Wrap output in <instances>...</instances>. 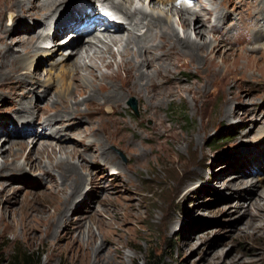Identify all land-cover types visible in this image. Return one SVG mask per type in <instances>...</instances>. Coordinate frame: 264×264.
<instances>
[{
	"label": "rangeland",
	"instance_id": "rangeland-1",
	"mask_svg": "<svg viewBox=\"0 0 264 264\" xmlns=\"http://www.w3.org/2000/svg\"><path fill=\"white\" fill-rule=\"evenodd\" d=\"M60 1L49 18L37 19L0 7V23L10 29V42L17 43L24 37L25 24L32 25L33 32L47 27L46 36L36 45L39 53H31L35 54L33 66L25 69L19 79L13 78L11 86H0V164L5 160L4 146L8 148L13 142L28 144L15 164L27 163L28 155L38 159L44 144L59 150L55 139L59 132L58 135L69 140L67 144L73 143L87 157L85 167L80 156L71 157L87 181L65 206L70 217L83 222L76 228L63 222L56 231L49 217L50 194L62 184L53 165L68 157L67 154L58 151L52 157L44 155L39 161L41 168L26 165L22 171L3 170L0 264H88L83 256V244L91 233L97 237V245L101 246L98 253L105 261L106 252H110V257L115 255L104 241V235L112 231L116 232L113 237L120 240L124 253L122 264L156 261L159 264H264V72L250 71L251 68L248 73L240 72L235 87L234 83L231 86L234 98L231 114L226 115L222 94L208 81V63L179 56L170 61V80L183 88L173 97L150 103L146 91L139 89L133 92L139 98L130 96L117 109L116 116L125 121V128L119 133L115 131L109 137L103 130L108 125L105 119L82 113L76 116L83 120L81 127L93 126L95 131L75 136L66 123L51 120L55 110L47 112L61 89L60 78L56 76L62 71L58 61L71 51L66 44L72 36L70 30L56 39L61 44L53 42L57 26L84 10L114 15L108 20L111 25L125 24L127 31L120 32L124 38L129 34L145 36L146 28L141 25L140 30L132 31L129 24L118 19L114 0ZM115 1L125 3L132 10L142 8L168 16L182 37L186 31L180 22L186 14L177 12L180 6L212 11L209 20L204 14L200 18L207 29L204 37H219L226 46L218 47L220 44L215 43L216 50L212 53L221 73L233 68L239 60L240 65H247L249 57L262 52V49H250L261 42L256 40L259 31L264 34V0H177V5L172 6L160 0ZM31 2L34 0L26 5ZM92 2L89 7L88 3ZM36 19L40 24H34ZM213 25L222 31L216 32ZM188 32L196 37L192 28ZM82 37L85 39L81 42L88 40ZM146 39L149 45L154 43ZM242 47L245 50L238 51ZM0 48L4 49L1 43ZM123 48L121 43L114 45L117 61L112 68L101 66L99 72L117 71ZM14 49L24 57L30 55L22 46ZM121 73L125 74L124 70ZM32 81L41 84L33 86ZM13 91L18 94L16 100ZM86 97L76 96L82 111H86ZM132 100L136 111L130 104ZM74 103L71 100L69 104ZM27 104L40 110L33 117L34 122L23 129L18 127L19 123L14 125V120ZM9 132L13 136H8ZM96 133L107 136L98 150L91 146ZM104 148L112 151L122 165L105 162L99 155ZM89 154L96 157L91 159ZM124 219L127 221L122 225Z\"/></svg>",
	"mask_w": 264,
	"mask_h": 264
},
{
	"label": "bare ground",
	"instance_id": "bare-ground-1",
	"mask_svg": "<svg viewBox=\"0 0 264 264\" xmlns=\"http://www.w3.org/2000/svg\"><path fill=\"white\" fill-rule=\"evenodd\" d=\"M30 1L31 0H0V7H5L7 10H11L17 14H27L39 19L49 18L51 12L57 9L62 2L60 0H34L33 3L31 2L32 4L30 3L31 5L27 6V2ZM126 1L129 3L134 2V0ZM160 1H163V3L165 2V4L170 3L172 6V4H176L177 0ZM88 5L90 7L93 5V2L91 4L88 3ZM180 7V11L177 12L182 13V15L186 14V16L181 18L180 22L181 26L186 31L183 37L179 34L168 16L156 12L149 13L142 8L132 10L128 8L125 3L119 4L115 0L113 1V8L117 10L120 16L119 18L117 15V18L123 19L125 23L129 24L132 31L140 30L141 25H143V27L146 28V32L144 33L145 36L139 34L131 36V34H129L124 38V35L120 32L122 31L123 33L124 30L127 31V29H125V24L114 22L115 24L111 25L109 20L110 17H114V15H109V13L97 14L98 12L80 10V14L75 12L74 15L66 18L64 22H61L59 25L57 24L58 26L52 36L53 42L61 44V42L56 39L61 36L63 32L68 30L71 31L72 36L70 41L66 43L70 47L69 49H71L70 54L58 61L61 64L60 68L62 71L60 70V73L58 72L56 76L60 78L61 89L58 91L57 99L53 101V107L47 110V112L55 110L56 115H53L54 117H52L51 120H61L62 123L67 124V129H71L75 136L80 137L83 133L87 134L89 131H95V127L93 126L90 128L81 127L83 120L76 116L85 113L95 119H105L108 125L106 128L103 127V130L109 137L112 136L115 131L119 133L125 128V121L123 122L116 116L117 109L123 100L128 101L130 96H137V94H133V92L145 90L150 103H157L161 99L173 97L177 90L183 88V86L179 85L180 83L175 84L170 80V61L172 62L173 59L179 56H185L200 63H208V81L215 87L217 93L220 92L219 94H222L224 98L222 108L225 109L226 115H230L231 104L233 102L232 99H234L231 97L233 92L231 86L232 83H234L233 86L235 87V82L239 79L238 75L240 72L245 71V73H248L247 71L250 68V71L255 69L264 72V34L259 31V36L256 37V40L257 42H261L258 43V46L250 49H262L259 56H248L247 65H240V60L238 59L239 61L234 63L233 68L230 70L228 69L227 72L221 73L218 70L217 62L215 63V58L212 53L216 50L215 43H218V45L220 44L219 46L216 44L218 47L224 46L222 45L223 40L216 36L210 39L205 38L204 36L207 34V29L204 27L203 19L201 20L200 18V16L204 14L208 16L207 20H209L212 11L206 9L194 10L195 8L193 7ZM172 8H170V11H173ZM192 11L194 12L191 13ZM190 13L191 16H188L187 14ZM220 14L222 15L223 12ZM37 19L34 24H40ZM97 19L99 21H97ZM85 23L86 25L82 29V25ZM213 27L216 32L222 31V28L217 25H213ZM191 28L196 33L195 38L188 32ZM0 29V43L4 45V49L0 48V86H8L13 84V78L17 77V79H19V76L24 74L25 69H29L33 66L32 57L40 51L36 46L37 42L39 39L46 36L47 27L44 28V31L35 32L34 30L33 32V26L25 24L23 30L26 31V34H22L24 37L19 39L17 43L9 41L10 29L8 26L4 27L3 23H0ZM94 30L98 31L96 32ZM83 35L88 39L86 42H84V40L81 42V39H85L82 37ZM146 38H150L154 43L149 45L146 42ZM119 43L124 45V48L120 52L122 61L117 63L118 70L99 72L101 66L107 68L113 67L118 56L114 51V45L117 46ZM15 46H22L25 52H28V54L30 52V55L24 57L22 54L14 51ZM244 50L245 48L243 47L238 49V51ZM32 52L35 54L31 55ZM246 66L248 67L246 68ZM121 70H124L125 74H122ZM262 80L264 81V78H262ZM39 83V81H32L33 86H37ZM27 86L26 84H22V87ZM14 90H16L15 87ZM12 94L16 100L18 97L16 91H13ZM77 95L87 96L84 100L86 111H82L80 103L76 100ZM71 100H75L74 105L69 104ZM21 110L22 114L17 120H14V125L19 123L18 127L26 129L28 125L34 122L32 119L38 114L40 109L35 110L27 104L22 106ZM47 112L44 111L43 113ZM50 127L52 128L53 125L50 124ZM58 133H56L55 139L59 143V145H57L59 146V150H57L56 146L44 144L42 149L39 150L40 155L38 159L33 160L32 156L28 155L26 157L27 163L15 164V162L23 156L28 144L24 141L13 142L8 148L4 146L5 160L4 163L0 164V174H3L2 171L9 168L16 171L25 170L26 165L41 168L39 161H41L44 155L52 157L53 154H57L58 151L68 155V157L61 160L56 165H53V168H56L54 170L60 174V178L62 179V184L57 187L54 194H50L49 198V204L51 206H49V208H51L49 217H51V224L55 227L56 231L63 222H69L73 226L72 228L82 226L81 224L83 221L78 218L70 217L71 215L65 209V206L67 202L79 192V186L81 185L80 187H82L87 181L86 177L79 170V166L71 161V157L80 156L82 161H84L81 165L85 167L87 162L86 155L80 152L73 143L71 144L70 142V144H67L69 140H65V138L58 135ZM8 134V136H13L11 132ZM27 134L28 133H26V135ZM96 134V137H94L95 141L91 146L98 150V148L104 144V139L105 137L107 138V136H98V133ZM86 137V135L83 136V139ZM105 148L99 154L104 158L105 162L111 165L121 166V162L119 163L116 161V155L112 151L105 150ZM1 149L3 150V148ZM88 156L91 159L96 157L94 154H89ZM62 194L65 196L64 198ZM117 214L119 215L121 213L118 212ZM126 221L127 220L124 219L122 225H125ZM50 231H52V229ZM115 233L116 232L112 231L104 235L105 243L110 245L109 251H114L115 253L114 256L110 257L108 256L110 252H106L104 255L105 261H102L101 256H99L98 251L101 246L97 245V237L94 233H88L90 235L89 239L83 244L85 252L83 251L84 255H82L85 258V262L88 264H122L124 261V253L119 246L120 240L113 237Z\"/></svg>",
	"mask_w": 264,
	"mask_h": 264
},
{
	"label": "water",
	"instance_id": "water-1",
	"mask_svg": "<svg viewBox=\"0 0 264 264\" xmlns=\"http://www.w3.org/2000/svg\"><path fill=\"white\" fill-rule=\"evenodd\" d=\"M133 101V100H132ZM131 104V106H132V108H133V110H137V106H136V103H135V101H133V102H131L130 103Z\"/></svg>",
	"mask_w": 264,
	"mask_h": 264
},
{
	"label": "trees",
	"instance_id": "trees-1",
	"mask_svg": "<svg viewBox=\"0 0 264 264\" xmlns=\"http://www.w3.org/2000/svg\"><path fill=\"white\" fill-rule=\"evenodd\" d=\"M153 264H159V262L156 261L155 263L153 262Z\"/></svg>",
	"mask_w": 264,
	"mask_h": 264
}]
</instances>
